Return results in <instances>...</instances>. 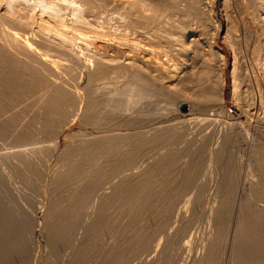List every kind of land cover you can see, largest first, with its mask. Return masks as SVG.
Wrapping results in <instances>:
<instances>
[{
	"label": "rangeland",
	"instance_id": "1",
	"mask_svg": "<svg viewBox=\"0 0 264 264\" xmlns=\"http://www.w3.org/2000/svg\"><path fill=\"white\" fill-rule=\"evenodd\" d=\"M0 1H1L0 4L4 3L3 0ZM13 1L15 3L17 2L15 0ZM73 1L29 0L28 2V0H24V1L18 0L19 2L18 5L17 3L14 4L11 2L13 6L16 5V7L17 6L19 7V8L15 7L16 9H19V11L16 10L18 12V15L16 12V15L18 16V17L16 16L17 19L19 18L20 21L23 19V21L21 22L25 21L24 23H29V25L27 26L26 24L22 25L25 26L26 28L28 27L27 28L28 30L22 28L23 30L25 29L26 32L25 30L24 32H21L22 30H19L18 32L16 31V33L18 34L19 32H21L19 34L20 38L21 39L23 38L22 40L26 38L27 40L34 35L30 33L35 32L36 34L37 31L36 29H39L36 27H38L41 24H46V25L52 24L50 26H54V24H56L54 27L57 26L56 28H59V27H63L64 24L66 23L64 28H67L68 31L70 30L72 32L73 30H75L74 28L77 27L75 31L76 32L78 31L77 33L83 34L81 31L82 28L83 32L84 31L88 32V33L86 32L88 36H93L89 34L90 32L89 28L91 30V34H94L95 32L104 29L103 28L104 24L100 23L101 21H98L99 22L98 26L95 27V29H97L98 27L100 28L101 26L102 27L99 30L97 29V31L94 30V26H95L94 24L97 23L96 21L97 18L95 19V17L93 18L89 14L88 15L89 18H87L86 20L85 17L88 16L85 13L84 15L86 16L82 15L84 19L79 17L80 19H83L84 24L81 23V21L78 22L79 20L78 17H77L78 20L75 21L80 25L77 24L78 25L77 26L76 23L74 24L75 21L73 19H76L74 17L77 16L76 14L78 12L77 9L80 7L81 1L80 0L79 1L75 0L74 2ZM20 2H22L23 4ZM5 3H7L6 0ZM61 3L63 6L61 5ZM67 4L69 6H67ZM76 4H78L79 6ZM202 4L203 7L206 8L211 7L215 21L217 22V25H219V31L215 38V41L220 51L224 53L225 57L222 59L218 55L217 47L214 48L213 46V48H211L212 45H210V43L212 44L211 41L212 40L214 41V38H213V34L210 35L208 34L207 35L208 39H206L205 40L206 42L203 44L205 51L202 53V55L199 56V62L196 66L200 68L199 69L196 68V69L198 70V72L201 71V68L206 69V70L202 69V71L204 70L209 71L203 65V63L205 64L206 61H210V60L211 62L212 61L215 62L216 65L220 64L219 66L223 67L225 83L223 90L224 98L222 99V101L217 98V100L219 101L217 100L214 101L212 108L208 110H204L202 109V106L199 105L200 102H198L200 101L199 99H201L199 97H201L200 93L203 89L201 88L202 84L200 86L199 85L192 86L193 89L192 87H190V89H188V92L186 90L187 92L186 94L188 96L190 95L191 97H193L190 99V102L186 101L185 99L183 100L182 104L178 103V105L176 104L175 106L173 105L172 107L168 108L167 102H163L162 100L161 102H159L160 105H156L155 102H152L151 104L150 101L146 99L143 100L145 102L137 101L133 110L124 113L125 115L123 114V116L121 117V121L122 120L124 121V123L121 124L122 125L120 127L121 130L117 129V127L111 128L112 132H114L113 129L115 130V132L119 130L121 131V133H126V132L128 133V131L133 133L140 132L141 134L140 136H143L144 138H148L147 136L150 137L152 133L165 130L163 132L164 134L162 138L159 140L158 143L149 146L147 145L143 148L142 153L139 155L140 158L138 157L136 161V168L125 172V174L127 173L129 176H132L131 178H129L130 181L128 180L126 183L128 188L130 189L132 188L135 189L134 188L135 186L138 187L136 188L137 191H139L140 189H141L140 192L142 190L143 191L147 190L149 188L148 185L144 183H143L144 185L140 184V180H141L140 178L143 177L141 176L142 175L141 172L143 171V169L146 168L149 164L158 162L159 158L161 159L171 155L174 157L178 156L174 164L171 166L174 168L170 167V169L172 170L169 169V173H172L173 176L164 175L165 176L164 177L162 175L163 176L162 177L161 175L159 176L157 175L156 178L154 177V180L151 179L148 182L149 185L152 182L155 183L154 185H150L151 189L154 188L152 189L154 191V194L151 195L150 197L153 199L154 198L160 199V201L157 202V205L155 207L156 209L153 208V206L152 208L149 207V209L145 208L141 210L139 214L136 216L132 215V212L130 211L129 208V204L126 203L127 200L123 197H120L121 199L119 197L118 198L114 197L115 198L114 201L110 202L108 204L109 206L105 207L106 209L104 208L106 211L103 215L100 216V218L97 217L98 216L97 214L99 213L98 210L100 211L101 207L99 206L102 205V202L99 197L95 198L94 197L95 195H93L92 200L90 202L91 206L88 205L89 204L88 202L86 204L87 206L85 205L86 207L80 209V211L77 213L72 212L69 209L70 205H72V202L74 201L73 198L71 197L73 193L72 190L75 191V188L78 189L80 187H84L86 190V186L88 188V184H86L85 186L82 185L80 186V182L77 181L79 175L84 174L82 172V166H84L85 164H83L81 158L80 160L78 159L77 161H75L73 164L71 163V165H69L70 167L62 168L63 164L61 165V163L70 160L71 158L70 153L72 151L73 146L75 147V145L76 146L79 145L83 139H92V137L94 138L96 136H100V134L102 135L105 132L96 129V127H94L93 125L90 124L88 125L87 123L82 122L81 114L83 113L82 108H84V105L81 101L79 102L81 104V107H79L80 104L78 103L79 106L77 105L78 107L76 106L73 109L75 111L73 110L71 111L73 112L72 115L69 114L68 117L66 116V117L56 118L55 120L57 122L54 121V123L47 126L46 125L47 121H45L46 119L44 118L45 114L46 117L49 118L47 113L44 114V112L46 111L44 107L46 104L44 102H46V100L45 101L43 100L44 102L43 101L37 102V100L39 99L38 93L41 94L42 92L32 91L28 95L20 94L19 96L21 97H17L18 94H13V93L14 92L16 93V91L17 93H21L20 90L22 87H20V85L22 86L25 78L24 77H23L24 79H22V77L20 78L22 79L21 80L22 82L20 80L17 81L19 78H16V76L18 77L19 74L16 75L15 72L11 71L13 70V68L10 67V63H9L10 61H7L9 64L6 61H3L4 63L0 61V67H1L0 69L2 70L4 69L3 70L4 73H2L0 76L2 78L3 75L2 80H4L2 81V83H0V89L3 86L7 87V88H2L0 90V97H1L0 101L4 99L3 101L6 100L8 102L9 101L8 98L12 94L16 97L14 98V96L12 95L9 99L12 98L13 100L17 98L16 101L10 100V102H8V104L5 105V107L7 108L3 107L4 104H1V103L6 104L7 103L6 101L0 103L1 108L2 107L5 108L6 110L5 109L4 110L7 112L3 114L2 109L0 108V111L2 112V113L0 112V114H2L4 118L3 119L2 116L0 117V119L2 118L0 120L1 123L0 128L2 125L1 130H3L5 126L8 127L7 125L9 123L11 124L10 122L11 119L16 117V121L14 122V124H12L14 127L12 125H9V127L10 126L13 127L11 128L13 131L11 129L10 131L7 130L4 132L6 134H3L2 131H0V187H1L0 201H2V203L0 202V208L3 206V204H5L3 207L6 206V208L3 209L1 208L2 210L0 209V213H1L0 221L2 222V224H0V231L3 233L5 232V237L4 234L3 233L1 234L0 232L1 236H3V238L0 237V240L2 238L1 242L5 241L4 242L5 244L0 242L1 264L3 263L4 264H80V263L81 264H118V262L119 264H153V263L154 264H171V263L195 264V262H193L194 260L193 257L196 254H198L200 257L203 256V254L206 251V244L209 243L210 239L217 232L216 221H214L216 216L215 214L217 213L215 211H218L217 209H219L221 206L226 205V203L221 204V199L225 198L226 196V194H223V192L225 193L228 192L227 196L229 197L226 196V198L232 197L231 198L232 200L230 199L232 202L230 201V204H227V206L225 207V211L227 210L229 215L228 216L229 219L226 224L227 227L226 230L229 231L228 233L229 238L227 237V240L222 243V245L224 244L222 246L223 254H221L222 256L220 257L219 264H237L236 262L230 259V253H231L230 251L232 247V237L234 235L233 232L235 228V222L237 215L239 213L238 208H240V206L242 207L243 205L241 204H243L245 201H247V203L245 202L244 206L247 207L249 206L253 208L256 207V205L257 207H262V206L264 207V58H263L264 26L259 23L257 24L255 20L247 14L246 10L242 8L244 4L243 0H202ZM25 6L27 7V9ZM53 8L55 11H53ZM35 9H37L36 12ZM71 9L77 12L72 11ZM68 10L72 12L70 13ZM14 11L15 10H12L11 12L15 15ZM42 11L45 12L43 13ZM47 11H50L51 13ZM11 12H9L10 15ZM19 12L21 13L19 14ZM46 13L48 14L46 15ZM54 15H56L57 19L56 18L53 19L55 17ZM37 16L39 17L37 18ZM66 16L68 19L66 18ZM91 17L93 18L92 20ZM88 19L91 22L93 21L95 23L90 25L91 22L89 23ZM61 21L62 23H60ZM113 22L110 23H112L113 25ZM81 24L86 26L89 24V26L91 27L87 26L88 29L87 30L84 29V27L86 28V26L82 27ZM114 24L117 23L115 22ZM78 29L81 32H79ZM120 30L121 29H118V31L116 32L117 33L123 32L122 30L121 31ZM24 33L26 34L25 38L23 36L25 35ZM21 34L23 37L21 36ZM134 35L136 36L135 33ZM130 36L133 37L132 34ZM130 36L128 41L136 38L135 36H134L135 38H131ZM138 37L136 38V41L138 40L139 42V40H141L142 42L143 41L142 38L141 37L138 38ZM32 39H34V36L32 37ZM78 40L82 41L81 39ZM136 41L132 40L130 42L134 44ZM135 44L133 45V47L135 48L130 46L128 47V44H126L127 49H131L133 51L131 53L133 54H135V51L138 49L137 48L138 43L136 42ZM256 46L257 47L259 46V48L262 47L261 52L262 51L263 52L259 56L260 60L258 59L257 54H255L254 56L253 51L256 49ZM235 51L237 55H235ZM215 52L217 54H215ZM54 57L57 60L59 59L58 61L60 62H65V60H63L61 57L59 58H57L58 56L57 57L54 56ZM235 57L237 58L235 59ZM259 62L262 63L260 64ZM5 64L6 66L9 65L8 69L7 67H5ZM10 68L12 69L10 70ZM217 70L218 69H215L212 70V72H210L212 73L211 74L212 84L216 86L219 85V80L216 81L218 79V72H219ZM202 71L200 73L203 76ZM7 72H9V74L12 72L11 73L12 75L11 74L10 75L12 76V78L15 77L16 84L20 83V85L16 86L14 79H12L13 80L12 82L15 85L13 84L10 85L12 83L10 80L11 76L9 74L7 76L6 74ZM214 72L215 75H213ZM13 73L16 76L13 77ZM6 77L7 78L9 77V79H6ZM1 78H0V82H1ZM5 80L7 82V86H5L6 84L5 85L3 84L6 83ZM81 81L82 84L85 83L84 78L81 79ZM8 82L10 83L8 84ZM8 85L10 86L8 87ZM11 86L12 87L15 86V88H12ZM16 87H18V89ZM8 91H11L13 93L10 92L9 94ZM189 91L192 93L190 94ZM6 95H8L9 97ZM29 99H32L34 101ZM11 101L15 103H11ZM10 105L13 108L12 110H10L11 109ZM21 108L24 109L22 110ZM77 108L79 109V111L76 112ZM75 112L76 114L77 113L78 114L76 115ZM38 113L42 114V117H40L41 115H39ZM7 114L8 116L6 117L7 118L6 119L4 116H6ZM14 114H16L17 116H15ZM18 114L22 118L23 117L24 118L21 119V117L18 116ZM10 115L13 118L12 117L8 118ZM69 118L71 120H69ZM3 120H4L3 123L5 124L2 123ZM18 120L20 121V123H18L19 122ZM42 120H44V122L46 123L43 124L42 122H40ZM86 124L87 126H85ZM42 125L43 126L46 125L47 127L45 126L42 127ZM20 135L21 136L28 135L26 136L28 139L26 138L27 140L24 139L22 142L21 141L19 142V140L17 139L18 137H20ZM23 151L24 153L20 155L21 154L20 152ZM216 151L222 152L221 153L222 159L217 160V157L214 156L215 153L213 154L211 153ZM17 153L19 154L20 158L18 157ZM210 155L213 157L212 161L210 160L211 157ZM196 158L197 160L201 159V163L199 164L198 168H196V166H194V163L191 162L194 161V159ZM40 160H43L42 162L44 163H42ZM177 161L178 163H176ZM35 166H37L39 169L36 168ZM226 167L228 168L230 167L229 170L233 174V177L231 181L226 182L227 184L225 183L224 185L223 183L225 181V177L223 176V173ZM67 168L69 170L71 169L72 171L73 169H76L78 171V174L76 176L77 178L74 177L73 175L72 176L73 181L70 180L71 182L68 183H62V182L58 183L55 180L56 179L55 175H57L60 172V170L63 172L65 171L64 174L69 173V170ZM65 169H67L68 171H66ZM159 172L161 171L159 170ZM175 173H177L178 175H176ZM118 180H119L118 178L117 179L115 178V181ZM82 184L84 185V183ZM224 187H226V189H224ZM101 191L102 190H100V193ZM104 191L107 192L108 194H112L114 192V188H112L111 184L109 185L106 184L102 192ZM189 198L194 199V202L192 201L191 203L188 204L187 200ZM75 199L77 198L75 197ZM162 200L163 201L165 200L164 202L166 204L168 203L171 204L172 207L174 206V208H172L173 214L168 224V226H170V229L168 226L162 227L160 224H158V221L156 220L157 219L156 212ZM224 206L222 208H224ZM229 207H230V211L228 210ZM177 210L180 211L179 212L180 217L176 216L178 212ZM7 214L11 216L5 217L6 220H3L4 215ZM70 216L74 219H72L73 220L72 226L68 229L64 221L66 220V218L70 219ZM75 216H77V218ZM12 217H14V219ZM62 218L64 219V221ZM12 219L14 220V222L15 221L16 222L14 223ZM8 220L11 223L7 222ZM3 221H6V223ZM52 221L57 223L64 222L61 228L65 226L66 227L65 229L63 227V233L66 232L67 234L64 233L63 235L64 238L70 237L71 239L68 238L69 239L68 241L70 242H68L66 238L65 239L61 238L59 240L58 238L54 239L52 237L53 238L52 239L50 237L51 235L49 233V230H50V223H52ZM185 222H187V226L189 228L188 227L186 228V232L182 233V237H181V235L176 234L175 231L176 229H179L181 225L184 224ZM91 223H95V224L98 223V226L100 225L101 227L100 228L101 231L99 232H98L99 229L97 230V232L95 229L96 238L93 237L92 240L91 238L88 239L86 237L89 224ZM17 224L18 226H16ZM1 226H3V228H1ZM19 227L21 228V230ZM171 227L173 230L171 229ZM2 229H4L5 231ZM13 229L14 231L12 232ZM9 230H11V232H9ZM140 231L143 234L142 233L139 234L138 232ZM168 232H172L171 236L167 235ZM143 235H146L147 237L149 236L150 239L152 238L150 241L151 242L150 246L152 244L151 248L149 247L148 249L141 250V247H138L139 246L138 243L140 241L139 239ZM185 235L187 237H185ZM190 235L193 236V239L189 244L190 246L189 247L186 246L185 247L186 249L185 248L180 249L181 246L184 245L183 242H185L188 239V236L190 237ZM84 237L87 239H85ZM5 238L8 241H6ZM159 239H161V242L163 241V243L158 247L156 246V244L157 241H159ZM168 239L169 242L171 241V239L173 240L171 241L173 243L170 242L169 246H172L176 242L174 246L172 247L168 246L169 248L167 251V255H170L169 259H167L166 254L162 253L163 244L164 242L166 243ZM89 240H91L92 243ZM93 240H96L95 245L93 243L94 242ZM63 241H67L68 243ZM87 242L89 247L92 245L93 247L91 249L92 251L91 250H90L91 252L86 251L87 252L86 254L84 250L88 248ZM19 245H21V247H19ZM24 245H26L25 246L26 250L24 249ZM9 248L10 251L8 253ZM4 249L6 250L4 251ZM169 249H171V252ZM11 250H13L15 253L12 252ZM79 252L81 253L80 255H83V257L79 256L78 254ZM111 252L112 253L114 252L113 253L114 256ZM4 254L6 255V257ZM111 257L113 258L111 259L112 261L110 260ZM163 258L167 260H164ZM84 260L86 261L84 262Z\"/></svg>",
	"mask_w": 264,
	"mask_h": 264
},
{
	"label": "bare ground",
	"instance_id": "2",
	"mask_svg": "<svg viewBox=\"0 0 264 264\" xmlns=\"http://www.w3.org/2000/svg\"><path fill=\"white\" fill-rule=\"evenodd\" d=\"M3 1L5 3V0H3ZM6 1H7V3H5V4L3 3L4 5L0 4V47H1L0 48V50H1L0 51V61H2V62L3 61H6V62L10 61L9 62L10 67L13 68V70H11L12 68H10V70L15 72L16 75L19 74L17 77L13 73V77L16 76V78H19L17 81H19V80L21 81L22 79L25 78L23 81V84L21 83L22 84V86H21L19 82H17L19 84H16L15 77L12 78V76H11L12 72L10 73L11 75L9 74L10 71L7 72L6 73L7 76H8V74L11 76L10 77L11 82L13 81L12 79H14L16 86L20 85V87H22L21 90L19 89L21 91V93H17V91H16V93L8 91L9 94L11 92L13 94H18L17 97H21V96H19L20 94L21 95H24V94L28 95L32 91L42 92L41 94L37 92L39 94L38 95L39 97L37 95L36 96L39 98L38 99L39 101L37 100V102L46 100V102L43 101L46 104V105L43 104V105H45L44 107L46 110V111L44 110L45 112L44 111L43 112H44V114L47 113V115L49 116V118H47L46 114H45V117H44L46 119V120L45 119L44 120L47 121V124H46L47 126L54 123V121H56L55 120L56 118L66 117V116L68 117L69 114L72 115L73 112H71V111L77 105L79 106V104H80L79 102L81 101L84 105V108H82V111H83V113L81 114L82 116L80 115L82 117V122L87 123L88 125L89 124L93 125L94 127H96V129H99V130H102L105 132L102 135L100 134V136H96L94 138L92 137V139H83L79 145H77V146L75 145V147L73 146L72 151L70 153L71 154L70 160H68L67 162L61 163V165L63 164L62 168L70 167L69 165H71V163L73 164L75 161H77L78 159L80 160V158H81L82 159L81 161L83 162V164H85L84 166H82V172L84 174L79 175L77 181L80 182V186L81 185L85 186L86 184H88V188L86 186V190L84 187H80L78 189L75 188V191L72 190L73 193H72L71 197L73 198L74 201L73 202L71 201L72 205H70L69 209L72 212H76V213L79 212L80 209H83L87 206L86 204L88 202H89L88 205H90V202L92 200L93 195H95L94 196L95 198L99 197L101 202H102V205L99 206L101 208H100V211L98 210V212H99L97 214L98 218H100V216L105 213V211H106L105 207L109 206L108 204L110 202L114 201V199H115L114 197L125 198L127 200L126 203L129 204V208H130V211L132 212L133 216L138 215L139 212L145 208L149 209V207L152 208V206H153V208H155L157 205V202L160 201V199H156V198L153 199L150 197L151 195L154 194V191L152 190L154 188L151 189L150 185H154L155 183L152 182L149 185L148 182L151 179L154 180V177L156 178L157 175L158 176L159 175H161V176L162 175L163 176L164 175L173 176L172 173H169V169L174 164V162L178 156L174 157L171 155V156H166V157L161 158V159L159 158L158 162L149 164L146 168L143 169V171L141 172L142 173L141 176H143V177L140 178L141 179L140 184L144 183V184L148 185L149 188L145 191L142 190L140 192L141 189L139 191H137L136 188H138V187H135V186H134L135 189L128 188L126 183L128 180L130 181L129 178H131L132 176H129L127 173L125 174V172L128 170H133L136 168V161H137L139 155L142 153L143 148L147 145L149 146V145H154V144L158 143L159 140L162 138V136L164 134L163 132L165 130L164 131L161 130L159 132L152 133V135H150V137L147 136L148 138H144L143 136H140L141 135L140 132H137V133L134 132L133 133V132L128 131V133L127 132L121 133V131H119V130H117L115 132L114 129H113L114 132H112L111 128L117 127V129L121 130V128H120L122 126L121 124L124 123L123 120L121 121V117L123 116L124 113H127L128 111H132L134 106L136 105L137 101L145 102L143 100L146 99V100L150 101L151 104H152V102H155L156 105H160L159 102H161V100H162L163 102H167L168 108L172 107L173 105L175 106L176 104L178 105V103L182 104L183 100H185V99H186V101L190 102V99L193 97H191L190 95L188 96L186 93L188 92V89H190V87H192V86H197V85L200 86L202 84L201 88H203V89L200 93L201 97H199L201 99H199L200 101H198V102H200L199 105L202 106V109L208 110V109L212 108L213 102L216 101L217 98L222 101V99L224 98V94H223L224 91L223 90H224V83H225V78H224V74H223V67L219 66L220 65L219 63H218L219 65H216V63L213 61L211 62V60L210 61L205 60L206 62L204 61L205 64L203 63V65L209 71H205L206 70L205 68H201V71H202V69H205L204 71H202V73H203V76H202L200 73L201 71L198 72V70L196 69V68H198L196 66L199 62V56L202 55V53L205 51L203 44L206 42L205 40L208 39L207 38L208 34L209 35L213 34V38H214V41L213 40L211 41L212 44L210 43V45H212L211 48H213V46H214V48L217 47L218 55L222 59L225 57L224 53L222 51H220V49H219V47L215 41V38H216L218 31H219V25H217V22L215 21L214 14L212 13L211 7L210 8L203 7L202 0H80L81 5L79 3L80 7L77 9L78 12L75 10H72L74 5L71 9L72 11L77 12L76 13L77 16L74 17L76 19H73V20L74 21L78 20L77 17L83 18L82 15H84V13L87 16L90 14V16H92L93 18L95 17V19L96 18L98 19V20L96 19V21H97L96 24H94L95 22H93V21L91 22L88 19L89 23L91 22L90 25L91 24L95 25L94 30L97 31V29L99 30L102 27L101 26L100 28L98 27L97 29H95V27L98 26V23H99L98 21H101L100 23L104 24L103 25L104 29L97 31L94 34H91V30L89 28L91 26H89V24H88L87 26H89L88 28L90 31L89 34L93 35V36H88L87 35L88 32L86 31L87 32L86 33L84 31L86 33L85 34L83 32L82 28H81V31L83 34L77 33L78 31L77 32L75 31L77 29V27L74 28L75 30H73L72 32L70 30L68 31L67 28H64L66 23L64 24L63 27H59V28H56L57 26L54 27L56 24H54V26H50L52 24H50V25L41 24L38 27H36V28H39V29H36L37 31L35 30L36 34H35V32L30 33V34H34L33 35L34 39H32L33 36L31 38H29L30 36L28 35L29 36L28 38L30 39V41H29V39L26 40V38H25L26 34L25 33H24L25 35H23L25 38L24 40H22L23 38L21 39L19 36V34L21 32H24L25 29L28 30L27 29L28 27L26 28L25 26H22V25L26 24V26H27V25H29V23H24L25 21L21 22V21H23V19L21 21L19 20V18L17 19V17H18L17 11H19V9H16V8H19V7L18 6L16 7V5L13 6L12 3H14V4L17 3V5H18V3H19L18 0H15V1H17L16 3L13 0L12 1L6 0ZM19 1H22V0H19ZM71 1H73V0H71ZM28 2H29V0H28ZM243 2H244V4H243L242 8H244L246 10L247 14L249 16H251L257 24L259 23V24L264 26V0H243ZM20 3H22V2H20ZM37 4H38V2H37ZM37 4H35V5H37ZM68 4H67V6H69ZM61 5H62V3H61ZM76 5H78V4H76ZM39 6H41V5H39ZM43 6H44V4H43ZM47 6H49V5H47ZM26 9H27V7H26ZM12 10H15L14 11L15 15L11 12ZM36 10L37 9H35V12H36ZM51 10H52V8H51ZM53 11H55L54 8H53ZM9 12H11V15ZM16 12H17V15H16ZM47 12H50V11H47ZM8 13H9V15H8ZM20 13L21 12H19V14ZM12 14L14 15V17ZM47 14L48 13H46V15ZM53 14H55V13H53ZM59 14H60V12H59ZM39 15H40V13H39ZM86 15H84V16H86ZM29 16H31V15H29ZM42 16H43V14H42ZM54 16H55L54 18L53 17H50V18H53V19L56 18L57 19L56 15H54ZM59 16H61V15H59ZM38 17L39 16H37V18ZM92 17H91V20L93 19ZM66 18H67V16H66ZM80 18H79L78 22L81 21V23H83L84 18L83 19H80ZM85 18L87 20V18H89V16L85 17ZM95 19H94V21H95ZM66 21H68V20H66ZM113 21H115L117 24H114L115 22H113ZM110 22H113V25ZM60 23H62V21ZM75 23H76V21L74 22V24ZM77 24L78 23H76V25ZM83 24H81L82 27L86 26ZM105 24H107V25H105ZM78 25H80V24H78ZM87 26H86V28L84 27V29H87ZM67 27H68V25H67ZM22 28H25V29L23 30ZM29 28H30V26H29ZM118 29H121L123 32L117 33L116 31H118ZM19 30H22V31L17 34L16 31L18 32ZM26 30H25V32H26ZM92 30H93V27H92ZM31 31H29V32H31ZM81 31L79 30V32H81ZM134 33L136 34V36L134 35ZM27 34H29V33H27ZM131 34H132V36L134 35L136 38L138 36L141 37L143 41L141 42V40H139V42H141V43H139L138 40L136 41V38L134 36L133 37L130 36ZM21 36H22V34H21ZM129 36L131 38H135L132 40H135L138 43L137 44L138 49L137 48H136L137 50L135 49L137 51V53L135 51V54L131 53V52H133L131 49H127L126 44H128V47L129 46L133 47V45L136 43L135 42L133 44L132 42H130L132 40L128 41ZM211 38H212V36H211ZM31 39H32V42H31ZM78 39H81L82 41H79ZM80 42H83V43H80ZM140 45H142V46H140ZM135 46H136V44H135ZM133 48H135V47H133ZM261 49H262V47L259 48V46L258 47L256 46V49L253 51L254 56H255V54L258 55V59H259V56L261 55V53L263 52V51L261 52ZM255 52H257V53H255ZM217 53L215 52V54H217ZM235 55H237L236 51H235ZM54 56H56V57L58 56L57 58L61 57L63 60H65V62L58 61L59 59L57 60ZM236 58L237 57H235V59ZM263 58H264V56H263ZM235 62H236V60H235ZM3 63H1V64H3ZM259 63L261 64L262 62H259ZM6 64H5V67H7V69H8L9 65L6 66ZM234 67H236V66H234ZM215 69H218L217 71H219L218 72V79L216 80V81L219 80L218 86L213 85L212 79H211L212 73H210V72H212V70H215ZM1 70L2 69H0V71ZM3 70L0 72V76L2 73H4ZM217 71H215V72H217ZM215 72L213 75H215ZM198 73H200V74H198ZM21 77H22V79H20ZM83 78H84L85 83L82 84L81 79H83ZM2 79H3V75H2L0 83H2V81H4ZM6 79H9V77L8 78L6 77ZM10 80H8V81H10ZM5 82H6V80H5ZM9 83L10 82H8V84ZM3 84L4 85L6 84L5 86H7V82L3 83ZM12 84L15 85L13 82L10 85H12ZM10 85H8V87ZM214 86H216V87H214ZM2 88H7V87L3 86V87H1V89ZM12 88H15V86H13ZM16 88L18 89V87H16ZM8 89H10V88H8ZM192 89H193V87H192ZM14 90H16V89H14ZM186 90H187V92H186ZM217 90H218V92H217ZM189 93L191 94L192 92L189 91ZM3 95H5V94H3ZM33 95H35V94H33ZM6 96H8V95H6ZM15 97L16 96H14V98ZM9 98H8V100H9L8 102H10V100H12V98L11 99H9ZM30 98H31V96H30ZM16 99H13V100L16 101ZM3 100L0 101V103L6 101V100L5 101H3ZM29 100H32V99H29ZM219 100H217V101H219ZM12 101H11V103H15ZM32 101H34V100H32ZM8 102L6 104L5 103H1V104H4V106L3 105L2 106L5 107V105H7ZM25 103H27V102H25ZM28 103H30V102H28ZM1 104H0V108H1ZM196 104H198V103H196ZM11 105H10V108H11L10 110L13 109ZM21 105H22V103H21ZM3 107L1 109H2L3 114H5V112H6L5 108H7V107H5V108H3ZM15 107H16V105H15ZM21 107H23V106H21ZM79 107H81V104ZM77 109H76V112L79 111V109L78 110ZM73 111H75V110H73ZM82 111H80V112H82ZM11 112H13V111H11ZM18 112H20V111H18ZM76 112H75V114H76ZM38 114H37V116H38ZM14 115L17 116L16 114H14ZM39 115H41L40 117H42V114H39ZM1 116H2V114H0V117ZM7 116H8V114L4 117L6 118ZM12 116H13V114H12ZM12 116L10 115L8 118H10ZM18 116H20V115L18 114ZM81 117H78V118H81ZM2 118H3V116H2ZM23 118L21 117V119H23ZM44 120H42L40 122H42L43 124L46 123V122H44ZM69 120H71V119L69 118ZM69 120H67V121H69ZM15 121H16V117L11 119V121H10L11 124L10 123L8 125L6 124L8 127L5 126V128L3 129L4 131L1 130L2 129V125H1L0 131H2L3 134H6L4 132L7 130L10 131V129L14 127L12 124H14ZM3 122H4V120L2 121V123ZM18 123H20V121ZM3 124H5V123H3ZM87 124L85 126H87ZM9 125H12L13 127H11V126L9 127ZM16 125H19V124H16ZM46 125H44V126L47 127ZM44 126L42 125V127H44ZM143 133H145V132H143ZM148 133H150V132H148ZM26 136H28V135H26ZM26 136L20 135V137H18L17 140H19V142L20 141L22 142L24 139L27 138ZM36 144H38V143H36ZM20 153H21L20 155H22L24 153V151L20 152ZM211 153L212 154L215 153L214 156L217 157V160L222 159V154H221L222 152L221 151H216V152H211ZM14 155H15V153H14ZM212 156L210 157L211 161L213 158ZM18 157H19V154H18ZM40 158H43V157H40ZM40 158H38V159H40ZM214 160H216V159H214ZM40 161L42 162L43 160H40ZM191 162H193L194 166H196V168H198L199 164L201 163V159L197 160V158H196V159H194V161H191ZM42 163H44V162H42ZM176 163H178V161ZM37 166H40V165H37ZM37 166H35V167L38 168ZM78 167H79V165H78ZM171 168H174V167H171ZM67 169H65V170L68 171L69 169L68 170ZM229 169H230V167L229 168L226 167L225 171L223 173V176L225 177V181L223 183L224 185L226 182L231 181L232 177H233V174L231 173V171ZM159 170L161 172H159ZM170 170H172V169H170ZM56 171H59V170H56ZM64 172L60 170V172L57 175H55V177H56L55 180L58 183L59 182H62V183L71 182L70 180H72V176L74 175V177H76L78 174V171L76 169H73V171L70 169L69 173H66V174H64ZM177 173H178V171H177ZM177 173H175V174L178 175ZM115 178L116 179L118 178L119 180L115 181ZM133 180H135V179H133ZM82 183H84V185ZM106 184L107 185L111 184L112 188H114V192L112 194H108L105 191L102 192L103 188H105ZM76 185H79V184H76ZM138 185H139V182H138ZM224 189H226V187H224ZM100 190H102L101 193H100ZM227 193L223 192V194H226V196H227ZM226 196H225V198L221 199V204L226 203L225 206L223 205L224 208H222L223 206H221L219 209H217L218 211H215L217 213L215 214L216 216H215L214 221H216L217 232L210 239L209 243L206 244V251L203 254V256L200 257L198 254H196L193 257L194 260L192 258V260H193V262H195V264H219L220 263V257L222 256L221 254H223L222 246L224 245V244L222 245V243L224 241H226L227 237L229 236L228 235L229 231L226 230V228H227L226 224L228 222V219H229L228 216L229 215H228V211L227 210L225 211V207L227 206V204H230L232 197L226 198ZM75 197L77 199H75ZM227 197H229V196H227ZM164 201L163 200L161 201V204L158 207V210L156 212L157 215L156 214L155 215L157 216L156 220L158 221V224H160L162 227H167L169 224V221L172 217V214H173L172 208H174V206L172 207L171 204H168V203L166 204ZM192 201L194 202V199L189 198L187 200L188 204L191 203ZM243 201H244V199H243ZM0 202L2 203V201H0ZM93 202H95V201H93ZM245 202L247 203V201H245ZM244 203L241 204V205H243L242 207L240 206V208H238L239 213H238L237 218H236L235 228H234V232H233L234 235L232 237V247H231V251H230L231 252L230 253V259L233 260L234 262H236L237 264H264V207L263 206L257 207V205H256V207L251 208L249 206L248 207L244 206ZM78 204H79V206H78ZM4 205L5 204H3V206ZM3 206L1 207L2 209L6 208V206L5 207H3ZM228 210L230 211V207ZM183 211H184V209H183ZM179 212L180 211L177 212L176 216L180 215ZM174 215H175V213H174ZM10 216L11 215H9V214L4 215V219L3 218L2 219L6 220L5 217H10ZM133 216H131V217H133ZM73 217H74V214H73ZM75 217L77 218V216H75ZM12 218L14 219V217H12ZM72 219H74V218H72L71 216H70V219L66 218L65 221L63 219V221L66 223L65 225L67 226L68 229L73 224ZM176 220H177V218H176ZM3 222L6 223V221H3ZM7 222H9V220ZM13 222H14V220H13ZM64 222L57 223V222L52 221V223H50L49 233L51 235L50 236L51 238L52 237L54 239L58 238L59 240L61 238L62 239L64 238L63 234L66 232L63 233V227H64V229L66 227L63 226L61 228V226ZM5 223H3V224H5ZM9 223H11V222H9ZM95 223H96V221H95ZM95 223L89 224V228L87 230V236H86L88 239L91 238V240H92L93 237L96 236V232L98 229H99L98 232L101 231L100 225L98 226V223L97 224H95ZM0 224H2L1 221H0ZM3 226H1V228H3ZM16 226H18V224ZM10 227H12V226H10ZM51 227H53V228H51ZM168 227L170 229V226H168ZM187 227H188L187 222H185L184 224L181 225V227L179 229H176L175 233L180 234L182 237V233L186 232ZM86 228H87V226H86ZM95 229H96V232H95ZM171 229H172V227H171ZM2 230H4V229H2ZM7 230H8V227H7ZM20 230H21V228H20ZM13 231H14V229L12 230V232ZM9 232H11V230H9ZM2 233L3 232H1V234ZM138 233L140 234L142 232L140 231ZM171 233L172 232H168L167 235L171 236ZM1 234H0V237L3 238V236H1ZM3 234L5 237V232ZM147 234H149V233H147ZM18 235H21V234H18ZM62 235H63V237H62ZM192 235H190V237L188 236V239L186 238L187 240L185 239L186 241L183 242L184 245L181 246L180 249H183L186 246H188V247L190 246L189 244L191 243V241L193 239ZM151 236H152V234H151ZM100 237H101V234H100ZM185 237H187V236L185 235ZM2 238H1V240H2ZM68 238L71 239L70 237H68ZM68 238H66L67 241L69 240ZM87 238H85V239H87ZM149 239H150L149 236L147 237L146 235H143L139 239L140 241L138 243L139 244L138 247H141V250L142 249H148L149 247L151 248L152 244L150 246V243H151L150 241L152 238L150 240ZM1 240H0V242H1ZM5 240H6V238H5ZM91 240H89V241L91 242ZM96 240H93L94 245H95ZM6 241H8V240H6ZM67 241H63V242H66V243L70 242V241H68V242ZM171 241H173V240L171 239ZM4 242L2 241L1 243H4ZM170 242L168 239L166 241V243L164 242L163 247H162V249H163L162 253L166 254L167 259L170 258V255H167L168 248L174 246L176 243L175 242L172 246H169ZM23 243H26V242H23ZM162 243H163V241L161 242V239H159V241H157L156 246L159 247L160 245H162ZM171 243H173V242H171ZM18 244H20V243H18ZM54 245H57V244H54ZM25 246L26 245H24V249L26 250ZM87 246H88V242H87ZM19 247H21V245H19ZM92 247H93V245L90 247L88 246L89 249L88 248H87L88 250L85 249L84 250L85 253L87 254V252L90 251L92 249ZM7 248H8V246H7ZM5 250L6 249H4V251ZM169 250L171 252V249H169ZM9 251H10V248L8 250V253H9ZM11 251L14 252L13 250H11ZM80 252L78 253L79 256L83 257V255H80L81 254ZM21 253H23V252H21ZM178 253H179V251H178ZM25 254H27V253H25ZM82 254H83V251H82ZM113 256H114V254H113ZM5 257H6V255H5ZM112 257L110 258V260L113 259ZM23 258H24V256H23ZM167 259H164V260H167ZM164 260H162V261H164ZM81 261H82V259H81ZM85 261L86 260H84V262ZM165 263H166V261H165ZM118 264H119V262H118Z\"/></svg>",
	"mask_w": 264,
	"mask_h": 264
}]
</instances>
